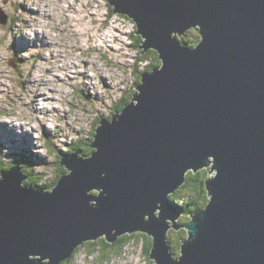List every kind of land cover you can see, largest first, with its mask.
Listing matches in <instances>:
<instances>
[{
    "label": "water",
    "instance_id": "water-1",
    "mask_svg": "<svg viewBox=\"0 0 264 264\" xmlns=\"http://www.w3.org/2000/svg\"><path fill=\"white\" fill-rule=\"evenodd\" d=\"M108 1L162 65L101 120L90 157H63L54 189L24 186L19 163L0 171V264H62L133 234L152 237L155 264H264V0ZM205 169L209 202L180 226L170 197ZM172 228L187 231L175 258Z\"/></svg>",
    "mask_w": 264,
    "mask_h": 264
},
{
    "label": "rangeland",
    "instance_id": "rangeland-1",
    "mask_svg": "<svg viewBox=\"0 0 264 264\" xmlns=\"http://www.w3.org/2000/svg\"><path fill=\"white\" fill-rule=\"evenodd\" d=\"M113 10L108 0H0L1 171L29 159L30 173L48 185L59 167L67 169L63 157L91 156L80 143L90 147L101 120L112 122L114 107L150 64L139 59L134 22ZM28 180L24 186L35 189ZM175 230L168 238L176 249L181 231ZM138 238L118 252L83 245L72 264H149L144 237Z\"/></svg>",
    "mask_w": 264,
    "mask_h": 264
},
{
    "label": "trees",
    "instance_id": "trees-1",
    "mask_svg": "<svg viewBox=\"0 0 264 264\" xmlns=\"http://www.w3.org/2000/svg\"><path fill=\"white\" fill-rule=\"evenodd\" d=\"M121 17L131 20L127 16H121ZM201 38L202 37H201L198 29L189 30L182 37L178 36V39L181 42V44L185 47H188V48L196 47L201 42ZM132 39H133L134 43H136V45H135L136 48L139 49L138 51H139L140 61L141 62L143 61L144 63L145 62L147 63L150 61V64L146 67V69L144 71L145 73L151 72L154 69L161 67L162 61H161L157 51L150 50L148 52H145V50L141 49L140 46L142 44V38L140 36L136 35V33L132 36ZM138 74L139 75L136 74V78H137L136 87L141 82V79H142L141 76L143 73H138ZM136 87L132 90V92H129L127 97L122 99V102L118 103L114 107V112L111 114L109 119H112L114 114H116L117 112H121L124 109V107L132 101L133 96L136 94ZM129 95H131V98H129V100L127 102L126 99L129 97ZM94 132L96 133V129L94 130ZM94 132L92 133L93 137H95ZM87 144H89V142L87 143L86 141L80 143V145L83 146L82 148L85 151L83 154L86 156L91 155V153L94 152V150H92L90 145H89L90 147H85ZM74 150H76V149H74ZM73 151L69 150L68 153L73 152ZM89 152H91V153L89 154ZM84 155H82V156H84ZM30 158H32V157H30ZM17 162L21 165L23 163L24 166L27 167L26 169H28V167L30 165L29 159L23 158V159L18 160ZM59 163H60V161H59ZM0 168H1V166H0ZM32 168H34V167H32ZM33 171H31V172H33ZM59 172H61V174H59V176H57L56 179L52 183H50L48 185H44L42 183L43 177L38 176L39 173H30V171H29V176L31 179L29 178L28 184L33 186L35 189L48 190V189L52 188L55 184H57L59 179L64 174L67 173V170H65L62 167H59ZM208 172H209L208 169L202 170L198 173L189 172L187 175V180H186V183L184 184V186H182L179 190H177L175 192V194L171 195V197H170L171 201L176 204V207L179 208L180 211L184 212V214L186 215L188 220H190L189 219L190 214H196L197 212L202 211L207 206V204L209 202V195H208V191H207V187H206V182L208 179ZM181 199L184 201L183 204L180 203ZM177 235H178L176 238L177 243L175 244L176 249L171 246V250L174 252L177 250V253H179V256H180L181 255L180 251H181L182 241L187 237V231L186 230L181 231L180 233H177ZM138 236L140 238L141 237L145 238L148 235L145 236V234H143L142 236L141 235H138ZM138 236L135 234L123 235V236L118 237L114 243H109L106 241V239H102L101 241L99 240L98 242L85 243V245L83 247H86V246L98 247L99 251H103L104 253H105V251H108V250H112V252H118V251H120V249L127 247L130 244V242L137 239ZM140 238H138V240H140ZM144 238H143L144 244H145L144 249H145V255L147 257V260H148V262H150L149 264H155L153 261H151V258H150L152 247H153L152 246L153 239L150 236L145 238V239ZM80 248H82V246L79 247L75 251L74 256L80 251ZM62 264H72V259L67 260L66 262H64Z\"/></svg>",
    "mask_w": 264,
    "mask_h": 264
},
{
    "label": "flooded vegetation",
    "instance_id": "flooded-vegetation-1",
    "mask_svg": "<svg viewBox=\"0 0 264 264\" xmlns=\"http://www.w3.org/2000/svg\"><path fill=\"white\" fill-rule=\"evenodd\" d=\"M8 166H9V164L7 163V164H6V167H8ZM21 166H22V165H21ZM4 168H5V166H4ZM22 169H23L24 171H29L28 169L24 168L23 166H22ZM182 219H186V220L189 222V220H188V218L186 217L185 214L181 217L180 220H182ZM180 220H179V222H178L180 226H183V225L186 224V223H184V224L182 223V224H181V223H180ZM175 231H185V230H184L183 228H180L179 230H175ZM170 234H171V231H170L169 235H170ZM169 235H168V237H169ZM145 236H147V235L145 234ZM147 237H149V236H147ZM147 237H146V238H147ZM168 240H169V238H168ZM152 243H153V242H152ZM169 244H170V242H169ZM152 246H153V244H152ZM170 247H171V246H170Z\"/></svg>",
    "mask_w": 264,
    "mask_h": 264
},
{
    "label": "bare ground",
    "instance_id": "bare-ground-1",
    "mask_svg": "<svg viewBox=\"0 0 264 264\" xmlns=\"http://www.w3.org/2000/svg\"><path fill=\"white\" fill-rule=\"evenodd\" d=\"M30 7H31V6H30ZM34 7H35V6H34ZM27 12H28V11H27ZM41 13H42V12H41ZM40 17H41V16H40ZM81 26H83L82 23H81ZM81 26H80V27H81ZM36 33H37V32H36ZM34 34H35V33H34ZM27 37H28V36H27ZM40 41H41V40H40ZM15 42H16V41H15ZM24 44H25V43H24ZM35 53H36V52H35ZM58 58H59V57H58ZM58 58H57V59H58ZM55 60H56V59H55ZM52 65H53V64H52ZM105 77H106V76H105ZM42 97H44V96H41V98H42ZM47 99H48V98H43V100H42V99H38V102H39L40 100H42V101H46ZM132 99H133V98H132ZM46 102H48V100H47ZM43 106H44V105H43ZM44 108H45V107H44ZM46 108H47V107H46ZM20 126H21V125H20ZM24 128H25V127H24ZM35 128H36V127H35ZM25 131H26V130H25ZM27 131H28V130H27ZM174 205H176V204L174 203ZM93 242H94V241H93ZM74 254H75V253H73V256H74ZM73 256H72V257H73Z\"/></svg>",
    "mask_w": 264,
    "mask_h": 264
},
{
    "label": "clouds",
    "instance_id": "clouds-1",
    "mask_svg": "<svg viewBox=\"0 0 264 264\" xmlns=\"http://www.w3.org/2000/svg\"><path fill=\"white\" fill-rule=\"evenodd\" d=\"M18 163V162H17ZM13 165H14V163H13ZM13 165H11V166H8V168L10 169ZM25 168V167H24ZM9 169H6V170H9ZM1 171V170H0ZM24 171V170H23ZM25 173V172H24ZM183 200L181 199V201H180V203H182L183 204Z\"/></svg>",
    "mask_w": 264,
    "mask_h": 264
}]
</instances>
